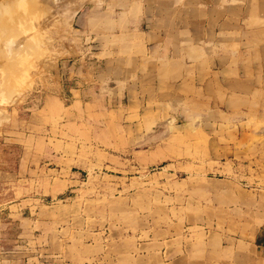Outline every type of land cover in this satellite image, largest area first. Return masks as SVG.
<instances>
[{"label": "rangeland", "instance_id": "374dc122", "mask_svg": "<svg viewBox=\"0 0 264 264\" xmlns=\"http://www.w3.org/2000/svg\"><path fill=\"white\" fill-rule=\"evenodd\" d=\"M56 7L23 74L0 46V264H264V0ZM144 11L233 29L223 83L126 64Z\"/></svg>", "mask_w": 264, "mask_h": 264}, {"label": "crops", "instance_id": "0c3cea01", "mask_svg": "<svg viewBox=\"0 0 264 264\" xmlns=\"http://www.w3.org/2000/svg\"><path fill=\"white\" fill-rule=\"evenodd\" d=\"M210 20H213V17L192 14L191 11L179 14L158 11L153 15L144 11L134 28L128 30V35L135 41L126 48V64L130 62L144 68L142 73L150 74L157 81L164 72L161 67L172 66L174 61L185 57L184 52L192 49L202 53L198 62L193 60L186 63L183 60L181 64L190 68L188 70L194 82L198 83L208 74H212L213 69L218 75V82L222 84V57L213 56L210 52L219 51L227 45L233 50L234 32L233 29H230V32H222L220 28L214 27ZM217 21L221 24L223 18L219 17ZM222 34L230 35V41L222 43ZM223 44L226 45L222 46ZM105 63L106 60L103 64Z\"/></svg>", "mask_w": 264, "mask_h": 264}, {"label": "bare ground", "instance_id": "6f19581e", "mask_svg": "<svg viewBox=\"0 0 264 264\" xmlns=\"http://www.w3.org/2000/svg\"><path fill=\"white\" fill-rule=\"evenodd\" d=\"M50 3H52L51 6L48 5ZM68 6L70 8V6L72 7V4L71 5L69 4ZM65 8H67V6ZM69 8L65 9V10L68 11ZM64 9L62 11V15H63ZM71 9L73 10V7L70 8V10ZM60 10L58 11V7H56V0H0V46H2V47L5 46V49L9 50L11 52V54L13 55V56L11 55L12 57L9 58L10 60L5 58L6 63H7V60H9L8 64L10 63V65L12 64V66L13 65L16 66L17 63L16 64H13V63L18 62L16 59H20V60L23 59L21 56H18L19 54L24 55V53H22L23 51L27 52V50H29L30 48H34V49H36V51H38L40 44L44 43L43 45H45L47 42L44 40V36H45L44 35L45 30L44 29H45L47 22L49 20L51 23H54L57 20L59 14L61 13ZM67 13H69V12H67ZM65 15H67V14H65ZM42 48H41V50L39 49L41 51V55H42ZM34 49L33 50L31 49L32 52L35 51ZM0 51H3V49ZM3 52H1V54ZM10 52H8V53H10ZM32 52H30L29 54L34 53V52L33 53ZM38 53H40V52H38ZM38 53H37V56H38ZM26 54H25V57H27ZM3 56L5 57L6 55L3 54ZM35 56H36V54H35ZM37 56H36V58H37ZM19 57H21V58H19ZM25 57H24V60H25ZM39 57L40 56H38L37 60H40ZM20 60L18 62V66L21 65L22 62L24 61V60L23 61L21 60L22 62H20ZM0 61H1V59H0ZM23 64H25V63H23ZM23 64L21 65L22 67L20 66L21 68L19 67L20 69H22L21 74H23V72L26 70L23 67L26 65H23ZM1 65H3V64H0V66ZM4 65H5V63H4ZM13 68H18V67L13 66ZM13 68H11L12 70L10 69L11 71H13L12 75H14ZM1 69H3V66L1 67ZM20 69H18V70L20 71ZM3 70L7 71L8 69H5V66H4ZM9 72L7 71V75ZM15 72H16V69H15ZM38 72H40V71H38ZM11 73L12 72H10V74ZM40 73H38V74H40ZM7 75L5 77H7ZM12 75H10L9 78L13 77ZM40 77H41V75H40ZM4 82H6L5 79H4ZM4 82L1 85L3 88H4V85H3ZM7 82L10 83V80ZM11 83H12V81H11ZM9 85H11V84H9ZM9 85H8V83L6 84L7 87ZM11 88H13V87H11ZM11 88H10V90H11ZM6 90H8V89H6ZM3 92H4V90H0L1 94ZM17 92H19V91H17ZM8 93L6 91V94L8 96H10L11 93L10 94H8ZM16 96L18 99L19 97L17 94H16ZM0 98H1V95H0ZM6 98L8 100V97H6ZM9 98H10V100H12V97H9ZM1 113H3V112L1 111L0 115H1ZM5 116H6V114H5ZM0 117L2 119V116H0Z\"/></svg>", "mask_w": 264, "mask_h": 264}]
</instances>
